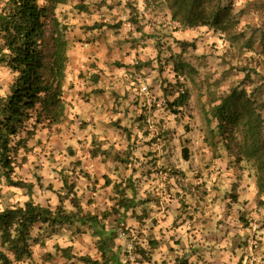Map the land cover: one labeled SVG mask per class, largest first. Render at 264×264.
<instances>
[{
	"label": "rangeland",
	"instance_id": "374dc122",
	"mask_svg": "<svg viewBox=\"0 0 264 264\" xmlns=\"http://www.w3.org/2000/svg\"><path fill=\"white\" fill-rule=\"evenodd\" d=\"M221 2L240 20L230 35L173 22L162 0H62L53 7L44 76L52 80L59 36L67 42L65 116L38 125L20 153L14 179L30 191L0 176V211L32 198L53 211L109 213L104 224L117 233L112 250L122 263L130 244L145 261L162 264H264L255 169L238 161L213 115L235 87L264 102V0ZM172 55L190 68L177 76L180 60ZM14 79L0 65V95ZM185 92L188 103L172 107ZM123 197L134 204L124 216ZM29 242L31 258L14 264H83L80 258L100 255L92 230L80 224H38Z\"/></svg>",
	"mask_w": 264,
	"mask_h": 264
},
{
	"label": "trees",
	"instance_id": "16d2710c",
	"mask_svg": "<svg viewBox=\"0 0 264 264\" xmlns=\"http://www.w3.org/2000/svg\"><path fill=\"white\" fill-rule=\"evenodd\" d=\"M162 1L167 6L171 20L189 29L208 27L215 32L230 35L240 23L232 12L231 5L223 6L221 0ZM61 2L62 0H8L0 4V65L7 67L15 75L8 94L0 95V176L11 186L29 187V191L31 186L14 179L20 153L28 150V143L38 125L60 124L65 116L63 83L67 42L59 36L56 37L51 81H47L44 76L43 53L49 15L52 8ZM258 7L260 6L257 3L255 10ZM177 43L182 49L190 45L187 42ZM171 57L180 60L181 55ZM189 68V64L182 60L174 64L177 76ZM258 76L264 80V76ZM252 94L241 86L232 88L226 96L221 97L219 104L214 106L213 115L218 121L220 136L228 145L231 144L237 149L238 161L246 162L255 169V189L257 195L262 198L264 102L251 99ZM188 101L189 94L185 92L171 105L177 109L183 108ZM183 154L188 161L187 149H184ZM132 202V199L121 198L118 202L119 209L127 213L134 206ZM263 202L261 200V203ZM81 213V209L75 213L68 212L63 207L53 211L36 204L32 198L24 206L0 211V264H14V261L22 262L31 258L30 234L38 224L51 228L77 224L87 226L97 238V248L102 259L107 258L113 264L119 257L112 251L118 236L116 232L109 231L104 224L111 215L105 213L101 218L90 213L82 216ZM245 225L247 226V222ZM41 244L43 245L42 241ZM62 251L65 255L71 256V251ZM134 253L141 258L143 256L140 253L145 255L140 247L136 248ZM79 261L83 264L100 263L90 257L80 258Z\"/></svg>",
	"mask_w": 264,
	"mask_h": 264
},
{
	"label": "built area",
	"instance_id": "2783aa9c",
	"mask_svg": "<svg viewBox=\"0 0 264 264\" xmlns=\"http://www.w3.org/2000/svg\"><path fill=\"white\" fill-rule=\"evenodd\" d=\"M121 237H126V233L122 232ZM126 258L124 260V264H147L143 260V258L138 257L137 254L134 253V248L132 245H128L126 250Z\"/></svg>",
	"mask_w": 264,
	"mask_h": 264
},
{
	"label": "crops",
	"instance_id": "0c3cea01",
	"mask_svg": "<svg viewBox=\"0 0 264 264\" xmlns=\"http://www.w3.org/2000/svg\"><path fill=\"white\" fill-rule=\"evenodd\" d=\"M124 214L125 213H123V216H124ZM127 214V213H126ZM147 249V248H146ZM113 251V250H112ZM108 255H110V253H108ZM109 257V256H108ZM148 257V256H147ZM143 258V257H142ZM145 259L146 258H143V260L145 261ZM96 261H99L100 263L99 264H111V261H109V260H107V258H106V260H104V259H102V256H101V254L99 255V258H98V260H96ZM145 263H147V264H162V262H158V260H146L145 261ZM113 264H124V262L122 263V261L120 260V258L118 257L117 259H116V261L113 263Z\"/></svg>",
	"mask_w": 264,
	"mask_h": 264
}]
</instances>
